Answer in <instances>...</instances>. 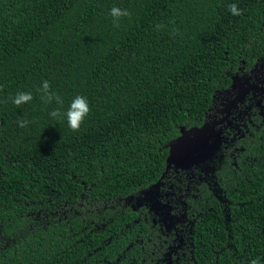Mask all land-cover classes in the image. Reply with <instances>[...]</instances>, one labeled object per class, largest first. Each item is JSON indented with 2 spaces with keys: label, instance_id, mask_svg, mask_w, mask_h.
<instances>
[{
  "label": "trees",
  "instance_id": "trees-1",
  "mask_svg": "<svg viewBox=\"0 0 264 264\" xmlns=\"http://www.w3.org/2000/svg\"><path fill=\"white\" fill-rule=\"evenodd\" d=\"M262 77L264 0H0V264H264Z\"/></svg>",
  "mask_w": 264,
  "mask_h": 264
},
{
  "label": "clouds",
  "instance_id": "clouds-1",
  "mask_svg": "<svg viewBox=\"0 0 264 264\" xmlns=\"http://www.w3.org/2000/svg\"><path fill=\"white\" fill-rule=\"evenodd\" d=\"M229 11L234 16H240L243 14V10L238 7L237 4H230ZM113 19V25L115 27H119L120 19L122 17H130L131 13L128 9H122L120 7L113 6L110 9L109 13ZM165 27L164 25H157V30ZM41 93V100L44 101L45 104H51L53 101L61 107L64 104L63 98L57 93L51 90V85L48 80L42 81V86L38 89ZM13 104L16 106H20L22 104L29 103L33 100V95L31 92H18L14 97H9ZM7 102V101H5ZM91 109L89 106V101L85 96L77 95L72 100L70 107L67 112L64 113L60 110V108H56L50 112V116L54 119H63L65 116L67 118L68 126L71 130L78 132L80 130L81 125L84 123L85 117L88 116ZM33 123L35 121H32ZM30 122L27 120H18V124L20 127H27ZM250 264H260L259 258L252 259Z\"/></svg>",
  "mask_w": 264,
  "mask_h": 264
},
{
  "label": "flooded vegetation",
  "instance_id": "flooded-vegetation-1",
  "mask_svg": "<svg viewBox=\"0 0 264 264\" xmlns=\"http://www.w3.org/2000/svg\"><path fill=\"white\" fill-rule=\"evenodd\" d=\"M263 78V80L262 81H264V77H262ZM246 86H249V85H246ZM252 86H255L254 84H252ZM258 90H260L261 91V89L260 88H258Z\"/></svg>",
  "mask_w": 264,
  "mask_h": 264
},
{
  "label": "water",
  "instance_id": "water-1",
  "mask_svg": "<svg viewBox=\"0 0 264 264\" xmlns=\"http://www.w3.org/2000/svg\"><path fill=\"white\" fill-rule=\"evenodd\" d=\"M246 89H248V87L246 88ZM240 95V94H239ZM238 97V96H237ZM232 101H234V100H232Z\"/></svg>",
  "mask_w": 264,
  "mask_h": 264
}]
</instances>
